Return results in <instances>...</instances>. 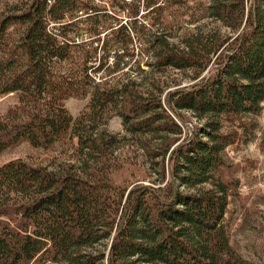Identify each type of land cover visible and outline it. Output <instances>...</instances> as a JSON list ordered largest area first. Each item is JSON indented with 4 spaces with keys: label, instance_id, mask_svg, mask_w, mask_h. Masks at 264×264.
Returning <instances> with one entry per match:
<instances>
[{
    "label": "trees",
    "instance_id": "16d2710c",
    "mask_svg": "<svg viewBox=\"0 0 264 264\" xmlns=\"http://www.w3.org/2000/svg\"><path fill=\"white\" fill-rule=\"evenodd\" d=\"M144 4L153 26L132 31L152 75L190 80L165 98L162 79L129 82L118 64L94 81L98 48L74 43L80 24L106 34L102 70L113 51L132 56L133 41L94 0H0V96L17 100L0 116V264H258L240 237L263 233L262 214L243 203L227 152L254 136L263 111L264 0ZM72 99L86 101L77 118ZM186 114L200 123L188 134ZM116 116L140 149L160 142L147 150L160 182L139 184L135 154L120 158L126 138L97 132ZM25 144L70 147L78 163L2 161Z\"/></svg>",
    "mask_w": 264,
    "mask_h": 264
},
{
    "label": "rangeland",
    "instance_id": "374dc122",
    "mask_svg": "<svg viewBox=\"0 0 264 264\" xmlns=\"http://www.w3.org/2000/svg\"><path fill=\"white\" fill-rule=\"evenodd\" d=\"M193 29L194 27L190 28V30ZM175 42L177 43L178 41ZM145 72L148 74L147 76L145 75L146 73L141 75L139 71L138 74L134 76L133 71L129 74L132 77H129L126 80L129 79L131 80L129 82L144 83L148 85L151 79L157 81L162 79L161 87L164 88V98L168 92L176 90L190 83L187 75L172 70L168 71L163 76L155 75V73L152 75V71L150 70ZM16 102L17 100L13 96H0V116H3ZM85 105L86 101L72 99L67 102V107L74 118L79 116ZM262 107L263 111L256 119L257 129L254 132V136L249 138L245 144L240 145V148L233 147L227 152L228 161L230 165L234 167L235 178L238 179L241 184L240 194L243 203H246L248 206H252L255 203L257 209L260 210L262 214L263 233L259 235H254L255 233H253V236L248 240L244 239L242 236L240 237L241 246L243 245V248H245V246L248 247L247 251L249 254L247 255L249 259L258 264H264V149L261 147V143L264 138V102L262 103ZM186 115L187 121H184L183 125L185 133L188 134L193 127H198L200 123L191 118L190 114ZM103 131L116 135L119 139L126 138L123 140V152L119 153L121 156L120 158H122L124 154L127 156H132L135 154V158H137L136 161L138 162L137 176L142 177V179H138L141 180L139 184L152 185L154 182H160V173L157 174L155 171L149 170V166L154 167V164L147 152L149 146L154 149L158 148L160 145L159 141H145L146 143H143V145H145L144 149H142V144H140L141 149L135 146L133 143L134 141L130 139V135L126 132L122 121L118 116L104 121L100 126L97 127V132L100 133ZM74 152L75 151H73L70 147L59 148L53 152H43L40 150H34L29 145L25 144L17 149L5 153L2 157V161L24 158L31 160L32 163L42 166H49V164L54 161L77 164L78 161L73 160V157H75ZM156 162L159 164L161 159L156 160ZM168 180L169 176L167 174V181ZM249 246L252 248L255 246L256 252H250L251 250Z\"/></svg>",
    "mask_w": 264,
    "mask_h": 264
},
{
    "label": "built area",
    "instance_id": "2783aa9c",
    "mask_svg": "<svg viewBox=\"0 0 264 264\" xmlns=\"http://www.w3.org/2000/svg\"><path fill=\"white\" fill-rule=\"evenodd\" d=\"M96 4L103 7L108 12L113 13L118 22H123L124 24H127L129 27L130 34L133 38V41L130 45V51L132 56H125L124 51H113L108 56L107 66L103 70L100 68V62L104 57V52L101 50L100 42L103 41L106 37V34L101 31L100 36L93 35L89 33L88 30H86L85 25L82 23L80 24L81 32L76 34L72 39L74 40L75 44L78 45H86L88 47L95 46L98 48L96 56L93 58V61L91 62V67L94 71H92L91 75L96 83H100L103 80H106L108 77H105L108 67L109 68H116L117 64L119 66L117 71V76H126L132 77L129 74L134 71V76L138 74V67L139 66L142 70L148 71L151 70L148 67V63L152 62V58L147 56L144 53V45L141 43L139 38L135 36L133 33V25L136 24L138 26H141L142 28L150 29L153 26V22L149 19V13L147 8L145 7L144 0H116V2H113L112 0H94ZM165 0H155L157 2V6L162 5ZM117 3H121L124 7L120 8L117 6ZM135 5L137 8V16L132 17L130 15L131 6ZM154 8L151 9V11ZM87 12L81 11L78 13V16L76 17V22H81L87 18ZM120 56H124V58H121L118 60ZM96 70V71H95Z\"/></svg>",
    "mask_w": 264,
    "mask_h": 264
}]
</instances>
